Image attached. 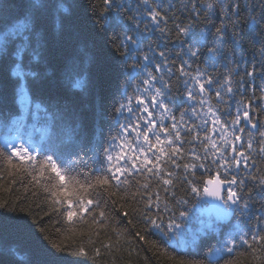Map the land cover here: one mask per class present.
<instances>
[{"label":"snow or ice","instance_id":"6c2138e0","mask_svg":"<svg viewBox=\"0 0 264 264\" xmlns=\"http://www.w3.org/2000/svg\"><path fill=\"white\" fill-rule=\"evenodd\" d=\"M20 7L15 18L0 24V60L12 61L18 88L22 93L27 89L23 99L31 111L28 81L39 79V73L23 70L25 57L39 65L50 50L49 21L63 32L64 20L72 11L60 0H22ZM114 10H127L131 26L113 16ZM117 21L121 35L109 37ZM246 29L262 37L260 59L255 63L235 59ZM156 30L178 51L173 54L152 44L145 47ZM80 31L106 62L126 74L121 99L112 106L115 134L105 136L109 114L103 97L97 99L90 133L74 112H68L75 123L62 140L63 147L45 146L48 130L42 131L37 142L36 129L29 131L27 123L18 120L14 134L0 141V172L10 177L22 174L28 178L25 187L42 191L44 203L36 207L44 216L55 215L66 232L79 236L81 243L74 254L88 257L91 253L94 264H107L106 255L131 243L111 226L109 209L115 210L117 199L135 205L132 213L142 227L132 233L134 238L145 241L142 233L158 232L163 241L171 244L180 238V245L189 248L202 235H219L212 223L183 239L190 205L195 207L192 201H215L219 220L239 216L243 227L224 234L219 246L206 254L207 264H220L225 254H235L240 245L247 246L255 264H264V124L258 127L259 113L253 105L254 99L264 101V0H181L167 7L164 0H137L134 5L103 0ZM229 45L232 51L226 54ZM221 60L226 72L217 75ZM76 77L78 72L67 74L69 89H84L86 81ZM257 78L262 81L259 96ZM173 81L182 86L187 104L179 116ZM132 82L136 86L129 93ZM37 110L48 112L40 105ZM257 199L259 218L253 211ZM4 207L8 205L0 203ZM51 244L57 251L64 250L55 241ZM8 253L15 255L12 249H0V254ZM175 264L205 262L177 260Z\"/></svg>","mask_w":264,"mask_h":264},{"label":"trees","instance_id":"16d2710c","mask_svg":"<svg viewBox=\"0 0 264 264\" xmlns=\"http://www.w3.org/2000/svg\"><path fill=\"white\" fill-rule=\"evenodd\" d=\"M60 2L70 6L72 11V15L64 20L65 31H56L50 20L48 24L49 52L45 54L39 65H33L27 57L23 63L25 72L39 73V79L28 81L32 96L31 111L23 99L27 89L22 93L18 88L12 61L0 60V141L6 135L14 134L16 121L23 120L27 123L29 131L36 129L34 139L37 142L40 140L42 131L48 130L49 135L45 146L52 144L63 147L61 142L75 123L68 112H74L84 131L90 133L98 97H103L109 114L107 125H104L105 136L109 132L115 134L117 121L111 117L112 106L121 99L126 74L123 73L122 68L117 69L114 64L106 62L104 54L80 31L85 18L90 17L103 0H60ZM125 2L134 5L137 0H125ZM180 2L181 0H164L166 7L169 3L179 4ZM21 3L22 0H0V24L15 18L21 11ZM112 15L119 16L123 24L131 26L127 10L119 12L114 10ZM121 27L119 21L113 24L109 37L121 35ZM196 31H199V26ZM243 37V46L236 52L235 59L237 61L243 59L244 64L258 62L261 47L258 41L262 37L259 33L253 34L247 29ZM211 39L212 37L208 38L209 46ZM148 44L158 46L159 49L167 48L173 54L178 51L177 46L164 39L158 30L151 33L150 40L144 42L145 47ZM231 51L229 45L225 53L231 54ZM205 58L201 56V61ZM224 63L225 61L221 60L217 64L215 69L217 75L226 72ZM200 66L206 67L203 63ZM69 72L73 75L78 72L79 77L76 78H83L86 81V87L70 90L67 78ZM261 83L262 81L258 78L255 80L256 96H259L258 86ZM173 84V100L176 114L179 116V111L183 110L187 104L182 86L177 85L175 81ZM135 86V82H132L128 88L129 93ZM248 95H252L251 91ZM37 105L41 108L47 107L48 112L38 111ZM253 105L259 113L260 125L264 124V101L254 99ZM53 114L56 116L55 122L52 120ZM61 116L64 117L63 121L60 119ZM0 176L3 177L0 179V203L8 205V207L0 208V249L15 251V255L0 254V264H94L90 258L91 253L88 257L74 254L81 243L79 236L66 232L61 224L56 223L55 215L44 216L36 207L37 203L43 205L44 193L31 185L25 187L28 179L26 176L21 174L10 177L6 171L0 172ZM12 179L16 180L15 184L11 183ZM33 192L37 195L33 196ZM121 204L124 205L123 208L120 207ZM192 204L195 207L190 205L191 215L183 239H189L193 233L202 232L212 223L216 224L219 235L217 233L202 235L197 245L189 248L180 245V238L171 244L163 241L158 232L142 233L146 237L145 241L134 238L132 233L142 227L138 217L132 213V207L135 205L132 201L125 202L117 199L115 210L109 209L112 213L111 226L121 230L131 243L125 245L122 251L106 255L104 260L107 264H175L177 260L204 261L207 264L206 254L219 246L218 241L224 234L234 231L237 226L243 227V222L239 216H234L227 224L219 223L204 213L205 200L192 201ZM259 208L257 199L254 201L253 209L257 218H259ZM124 211L129 213L128 217L122 215ZM128 219H131L133 223L128 224ZM249 223L254 224L256 220H250ZM41 227L45 231L42 232ZM58 228L61 229L60 232H57ZM52 241L61 244L64 250L57 251L52 247ZM249 253L250 250L246 245H240L235 254H225L220 264H225L226 260L239 261V264H255Z\"/></svg>","mask_w":264,"mask_h":264},{"label":"water","instance_id":"95a60500","mask_svg":"<svg viewBox=\"0 0 264 264\" xmlns=\"http://www.w3.org/2000/svg\"><path fill=\"white\" fill-rule=\"evenodd\" d=\"M260 126V123L258 121V127ZM206 206H205V210L204 213L208 216V217H213L217 222L222 223V224H227L230 221H232L233 217H231L229 220H219L218 216H219V210L214 207V205L217 203L215 201H212L210 199H206L205 200Z\"/></svg>","mask_w":264,"mask_h":264},{"label":"rangeland","instance_id":"374dc122","mask_svg":"<svg viewBox=\"0 0 264 264\" xmlns=\"http://www.w3.org/2000/svg\"><path fill=\"white\" fill-rule=\"evenodd\" d=\"M107 124H106V122H105V126H106Z\"/></svg>","mask_w":264,"mask_h":264}]
</instances>
